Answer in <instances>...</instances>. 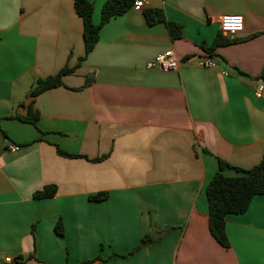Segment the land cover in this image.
Returning a JSON list of instances; mask_svg holds the SVG:
<instances>
[{"label": "crops", "instance_id": "crops-1", "mask_svg": "<svg viewBox=\"0 0 264 264\" xmlns=\"http://www.w3.org/2000/svg\"><path fill=\"white\" fill-rule=\"evenodd\" d=\"M105 1L89 0L94 25ZM224 15L242 17L236 42L206 51L227 34ZM169 49L217 67L145 69ZM65 67L61 86L33 98L35 124L17 119L35 81ZM263 67L264 0H145L105 23L87 55L73 0H0V264H264V195L226 215L227 248L208 230L205 195L218 160H264ZM52 185L53 197L33 198ZM148 234L162 235L133 251Z\"/></svg>", "mask_w": 264, "mask_h": 264}, {"label": "trees", "instance_id": "trees-1", "mask_svg": "<svg viewBox=\"0 0 264 264\" xmlns=\"http://www.w3.org/2000/svg\"><path fill=\"white\" fill-rule=\"evenodd\" d=\"M73 4L76 14L81 18L83 23V42L85 55H87L98 41L100 28L113 17L120 16L132 8L133 0H106L101 8L100 22L97 25L92 23L93 5L89 0H73ZM143 15L148 24H166L173 40L181 37V25L167 21L161 10L145 9ZM234 42H236L234 38L228 39L226 35L219 32L212 44L206 48V51L210 52L218 46L229 45ZM70 72H72V69L65 67L56 75L36 80L27 93V98L30 99L27 105V115L25 117L17 116L16 118L35 124L38 114L32 109L31 104L33 98L46 90L61 86L62 77ZM258 79L264 84V67ZM57 152L65 156L59 149H57ZM226 168L233 169L236 175L225 176L223 170ZM55 193V186H46L42 190L35 192L33 198H51ZM205 195L208 208V230L218 244L227 248L228 242L225 233V217L228 214L244 213L255 196L264 195V160H261L248 170L232 167L228 163L218 160V171L207 183ZM106 196V193H100L90 198L95 201H102ZM55 230L59 235H62L63 229L60 219H58L55 224ZM160 235L154 236L148 234L144 236L133 251L156 241L159 239ZM24 260L23 257H18L14 260V264H21ZM91 262L92 261H87L81 264H90Z\"/></svg>", "mask_w": 264, "mask_h": 264}, {"label": "built area", "instance_id": "built-area-1", "mask_svg": "<svg viewBox=\"0 0 264 264\" xmlns=\"http://www.w3.org/2000/svg\"><path fill=\"white\" fill-rule=\"evenodd\" d=\"M133 8L143 9L145 7V0H133ZM220 28L224 33L230 36L235 35V32L240 29L242 24V17L240 15H224L219 19ZM183 63H188L194 67L202 69H215L217 67V62L213 57L205 55L199 58H190L180 61L171 49L165 51L164 53L157 55L154 59L146 63V70H156L162 73L176 72L179 70L180 65ZM221 75L226 76L227 71H221ZM256 96H260L264 93V84H256ZM10 150L18 151V146H10ZM5 263L12 264L13 261L9 258L4 259Z\"/></svg>", "mask_w": 264, "mask_h": 264}, {"label": "water", "instance_id": "water-1", "mask_svg": "<svg viewBox=\"0 0 264 264\" xmlns=\"http://www.w3.org/2000/svg\"><path fill=\"white\" fill-rule=\"evenodd\" d=\"M227 37H230L228 34H225Z\"/></svg>", "mask_w": 264, "mask_h": 264}]
</instances>
